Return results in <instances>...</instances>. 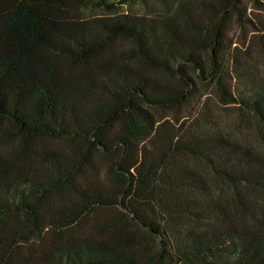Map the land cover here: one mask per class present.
Returning <instances> with one entry per match:
<instances>
[{
  "label": "trees",
  "instance_id": "trees-1",
  "mask_svg": "<svg viewBox=\"0 0 264 264\" xmlns=\"http://www.w3.org/2000/svg\"><path fill=\"white\" fill-rule=\"evenodd\" d=\"M260 9L0 0V264H264V156L221 132L163 134L153 110L208 80L264 134V80L233 37L264 34ZM184 155L229 184L231 206Z\"/></svg>",
  "mask_w": 264,
  "mask_h": 264
},
{
  "label": "rangeland",
  "instance_id": "rangeland-1",
  "mask_svg": "<svg viewBox=\"0 0 264 264\" xmlns=\"http://www.w3.org/2000/svg\"><path fill=\"white\" fill-rule=\"evenodd\" d=\"M129 9L141 11L142 5L132 3L123 4L120 7L121 11ZM256 14L264 24V10H257ZM233 37L239 42L238 54L244 65L248 66L258 78L264 80V34H252L251 27H236ZM241 41H245V44L241 45ZM154 74L177 83L173 75H166L162 72ZM198 85L200 90L190 100L182 102L176 107L153 109L157 116L162 117L159 123L161 133L176 136L188 129L193 132H221L236 140L253 145L264 156V134L259 129L257 119L251 114L241 113L234 104L223 101L213 82L205 80ZM180 162L194 169L204 179L208 190L214 197L225 205L231 206V187L223 179L215 176L202 160L184 155L180 157ZM242 221L247 222L245 218ZM182 223L188 227L197 226L190 220H185ZM144 235L149 240V237Z\"/></svg>",
  "mask_w": 264,
  "mask_h": 264
}]
</instances>
